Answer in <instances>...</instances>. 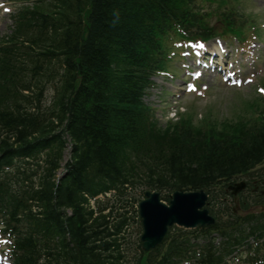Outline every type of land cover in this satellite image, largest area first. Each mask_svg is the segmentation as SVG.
I'll list each match as a JSON object with an SVG mask.
<instances>
[{"label":"trees","instance_id":"trees-1","mask_svg":"<svg viewBox=\"0 0 264 264\" xmlns=\"http://www.w3.org/2000/svg\"><path fill=\"white\" fill-rule=\"evenodd\" d=\"M182 1L50 0L25 10L20 35L37 48L32 54L42 59L55 53L58 59L61 54L66 65L53 104L59 105L64 133L75 146L71 160L65 164V176L57 181L55 170L64 146L60 141L62 128L58 134L39 121L32 94L22 93L35 85V94L40 97L44 84L41 85L39 75L46 76L47 68L35 63L19 70L18 43L22 42L18 35L1 51L0 174L9 173L10 178L0 176V205L8 204L14 210L22 208L30 219L32 212L26 202L33 200L37 208L44 209L43 217H36L35 231L42 232L48 241L57 236L59 240L66 235L71 237L75 250L70 251L71 256L59 255L55 264L105 263L101 253L96 252L98 219L92 218V212L86 208L85 194L123 189L124 184L131 183L132 172L138 166L140 180L147 177L140 175L145 168L151 178L157 176L152 180L154 184L197 189L243 172L264 156V121L252 130L231 131L230 124L218 131L208 129L200 139V152L197 149L191 153L184 147L189 143V132L169 142L162 139L163 147L158 149L147 144L145 137L161 129L148 121L140 101L145 80L143 57L147 55L142 47L143 37L156 25L158 16ZM85 8L83 23L81 15ZM50 136L53 138L49 140ZM174 141L177 148L171 146ZM35 152H44L42 171L29 168L27 158ZM14 160L19 164L13 165ZM7 168L12 171H6ZM34 176L36 180L32 179ZM12 178L21 188L16 187ZM27 179L30 186L26 188L22 184ZM52 201L63 210L65 223ZM65 208H70V216L64 214ZM124 221L121 218L113 226ZM28 251L35 252L34 246H29ZM24 264L35 263L28 258Z\"/></svg>","mask_w":264,"mask_h":264},{"label":"rangeland","instance_id":"rangeland-1","mask_svg":"<svg viewBox=\"0 0 264 264\" xmlns=\"http://www.w3.org/2000/svg\"><path fill=\"white\" fill-rule=\"evenodd\" d=\"M0 1H6L7 5L10 6V9L12 10V12L10 14H12L17 8H18V3H15L13 0H0ZM257 5L260 6V4L264 3V0H258ZM246 9H249L248 4L244 5ZM10 14L7 13H3L0 12V37L5 36L6 34H8L10 32L11 29V20H10ZM261 20H264V7L262 9L261 12ZM263 34H264V29L262 30ZM233 45L235 46V43L233 42ZM237 54H239V51H237ZM239 57L242 58L243 62H247V60L245 58H243L242 56L239 55ZM182 59H179V61L177 63H181ZM180 66V65H178ZM175 75H180L182 74V69L176 68V72H174ZM158 81H162L161 79H158ZM175 88H173L174 90L169 89V87L171 88V85L169 84L168 86L164 85L166 90L171 92V95L169 96V99L171 101H174L176 99L177 93H180L178 85L175 84V82H173ZM219 84H214L212 85V89H213V93L211 94L210 97L205 96L202 99H192L191 95H183L182 100L180 102V105H184V108L186 106H193V108H195L198 113L197 114H202V112L204 113L206 110H209L207 107L211 108V111L214 115L220 117L218 121L222 120L223 118H227V117H233L235 114L239 113V112H243L242 108L239 105V101H233V100H229V98L226 96V94L231 95V92L225 87H221ZM251 90V88H245V89H239V91L242 93H248ZM225 93V94H224ZM220 95L221 97H223L224 101L223 103H221V105L215 104V96ZM243 95V94H242ZM220 96H218V98H220ZM246 98L248 97V95L245 96ZM236 98V96H235ZM221 99L218 100V102H220ZM160 105H158L159 107ZM161 107V106H160ZM161 109V108H160ZM246 112V111H245ZM161 111L158 110L156 112V116L157 119L163 123L167 118H165L164 116H161ZM170 117V116H169ZM137 227L134 226L131 231H132V235L131 238H136L137 236Z\"/></svg>","mask_w":264,"mask_h":264},{"label":"water","instance_id":"water-1","mask_svg":"<svg viewBox=\"0 0 264 264\" xmlns=\"http://www.w3.org/2000/svg\"><path fill=\"white\" fill-rule=\"evenodd\" d=\"M188 197H191L190 195H183L180 193H175L174 195V200L172 201V209L177 207V204L179 202V199L181 198L180 201V206L179 209L175 212H172L171 216L166 219V221H161L159 224L160 228L155 229L153 226L154 223V219L157 220V218H160L167 210L171 209V208H163L159 202L157 201V199H148L145 202H143L140 205V213L141 215L144 217V226L146 229V234L145 236L147 237L151 232H156V235L166 226V224H169L170 222H172V220L177 219L176 217L179 216V214L185 210L187 207L189 206H193L195 205H201L202 204V199L200 200H196L197 198H195L194 200L189 199ZM183 223H190V221L188 219H178Z\"/></svg>","mask_w":264,"mask_h":264}]
</instances>
